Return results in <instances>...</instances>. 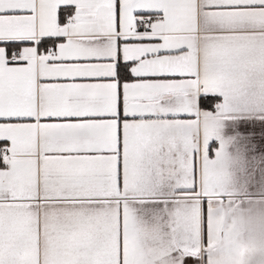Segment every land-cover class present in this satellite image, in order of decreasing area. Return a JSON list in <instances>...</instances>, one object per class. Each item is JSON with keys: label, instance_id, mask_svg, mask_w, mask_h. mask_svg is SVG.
<instances>
[{"label": "snow or ice", "instance_id": "1", "mask_svg": "<svg viewBox=\"0 0 264 264\" xmlns=\"http://www.w3.org/2000/svg\"><path fill=\"white\" fill-rule=\"evenodd\" d=\"M200 31L205 82L172 94L201 72L164 34ZM231 144L264 164V0H0V264H234Z\"/></svg>", "mask_w": 264, "mask_h": 264}, {"label": "crops", "instance_id": "2", "mask_svg": "<svg viewBox=\"0 0 264 264\" xmlns=\"http://www.w3.org/2000/svg\"><path fill=\"white\" fill-rule=\"evenodd\" d=\"M208 33L200 32H165L164 39L166 41H191L193 43V51L196 54L197 62L200 66L201 75L198 80L178 81L168 86L167 91L175 94L176 89L187 88L193 93L197 89L198 83L205 82V74L208 70V61L206 56L205 44L207 42ZM177 71H188L186 62H180L176 66ZM218 87L225 90L234 88L238 84L235 73L231 66L220 63L217 76ZM166 99L168 97H165ZM223 115L210 116L203 113L200 114L196 121L183 122L194 131H198L201 135L205 132L209 134L213 130V126L218 121L226 120ZM248 120L229 121L224 125V135L231 136L236 126L239 124L250 123ZM239 144H231L229 152L232 159L229 163L226 177V189L232 193L230 196L223 197L226 208L231 209L230 213L223 220L221 231L225 235L232 233L233 237H239L240 251L238 256L231 257L234 264H248L252 260L254 264H264V164L257 167L253 162L244 157L239 151ZM229 201L231 203H229ZM156 207H159L157 205ZM236 232L233 233V228ZM225 238L218 235L217 238L208 243L207 246L201 245L200 249L186 252L185 255L192 258H200L209 250L217 253L220 249L225 248ZM41 255H43V246H41Z\"/></svg>", "mask_w": 264, "mask_h": 264}]
</instances>
